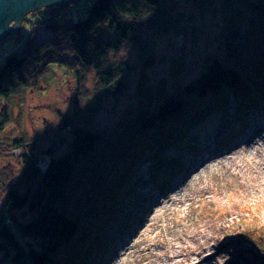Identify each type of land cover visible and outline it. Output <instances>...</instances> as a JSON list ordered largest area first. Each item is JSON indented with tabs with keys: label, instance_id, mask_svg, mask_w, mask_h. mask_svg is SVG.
Here are the masks:
<instances>
[{
	"label": "trees",
	"instance_id": "16d2710c",
	"mask_svg": "<svg viewBox=\"0 0 264 264\" xmlns=\"http://www.w3.org/2000/svg\"><path fill=\"white\" fill-rule=\"evenodd\" d=\"M179 1L93 0L77 18L54 7L43 21L53 33L44 48L27 39L0 62V132L10 122L7 100L15 85L26 81L25 72L44 67L64 51L73 55L77 66L92 69L107 94L124 91L121 66H105L108 53L138 45L143 49L140 57L152 60L157 34L175 29L183 18L194 24L192 15L170 13ZM223 1L234 9L222 41L218 39L217 55L205 56L203 72L182 84L174 75L178 71L171 70L175 77L169 87L161 83L143 90L136 85L135 99L114 127L91 131L73 126L69 148L49 157L43 169L38 161H25L18 182L10 184L7 171H0V187L7 188L0 210V264H88L105 248L117 222L118 203L148 185L145 162L148 174H153L160 163L167 165L168 154L190 149L184 144L192 133L213 119L231 117V123L246 126L245 110L250 115L264 100V0ZM215 5L209 0L208 9L214 12ZM144 24L152 30L149 35ZM230 96L236 101L233 107ZM27 144L22 135L7 138L0 143V155ZM44 153L51 152L47 148ZM248 238L254 247L249 249L252 263L264 264V239L260 234Z\"/></svg>",
	"mask_w": 264,
	"mask_h": 264
},
{
	"label": "rangeland",
	"instance_id": "374dc122",
	"mask_svg": "<svg viewBox=\"0 0 264 264\" xmlns=\"http://www.w3.org/2000/svg\"><path fill=\"white\" fill-rule=\"evenodd\" d=\"M92 1L72 0L59 6L43 1L26 7L20 28L0 37V62L6 54L21 49L27 39L43 47L53 35L43 21L54 7L64 8L77 18ZM212 2L216 4L214 12L208 9L209 0L177 2L170 13L192 15L194 24L183 18L175 29L172 26L157 34L153 63L140 57L143 49L138 45L122 46L117 53L110 51L105 66H121L118 76L121 74L126 85L115 95L107 94L96 82L94 71L77 66V60L67 51L44 67L38 65L25 72L26 81L15 85L7 100L10 122L0 132V143L22 135L29 144L13 149L10 155H0V171H7L10 184L21 179L25 161H38L43 169L49 157L65 152L73 140V126L91 131L114 127L135 99L136 85L143 90L155 89L161 83L169 87L174 75L183 84L203 72L205 56L217 55L218 39L222 41L226 19L234 9L230 10L223 0ZM170 13L160 14L167 18ZM145 26L144 32L149 35L152 30ZM171 70L178 72L173 75ZM229 99L230 107L236 105L233 96ZM262 115L264 119V112ZM259 120L251 113L242 128L231 123V117L213 119L206 128L192 133L184 144L190 149L168 154L167 165L160 163L153 174H148L149 163L145 162L142 169L148 185L132 189V196L118 203L114 216L117 222L105 248L88 264H169L168 254H179L176 260L183 258L180 254L185 253L190 236L198 232L200 238L203 231L209 235L208 256L212 258L207 264H253L249 249L254 247L248 237L260 234L264 239V122L261 120L263 124L254 132L249 131L251 124L259 125ZM47 148L51 153H44ZM239 170L243 173H237ZM6 190L0 187V210Z\"/></svg>",
	"mask_w": 264,
	"mask_h": 264
},
{
	"label": "bare ground",
	"instance_id": "6f19581e",
	"mask_svg": "<svg viewBox=\"0 0 264 264\" xmlns=\"http://www.w3.org/2000/svg\"><path fill=\"white\" fill-rule=\"evenodd\" d=\"M56 4H57V6L61 5V3H59V1L56 2ZM263 102H262V104H264ZM263 106L264 105H258L252 109L253 118L258 117V119H259V117H260V120L258 121L259 125H257L258 123L255 124V125H257V127H255L253 124H251L252 126L249 130L250 132H254L258 127L261 126V124H263V122H264V119L262 117L263 116L262 112H264ZM243 116H245L244 119L247 118V116L250 117L249 112L247 113V110H245ZM261 120L263 122H261ZM263 127H264V125H263ZM257 137L259 138V135H257ZM237 173L242 174L243 172L241 170H239V171H237ZM252 180L254 182H256V179H254L253 177H252ZM261 185L263 186V189H264V182H262ZM227 214H228V216H232L233 213L228 212ZM219 229L220 228L218 227V230ZM198 236H199L198 232H195L194 235L190 236L191 240L188 242L186 248H184L185 253L180 254V255H182L183 258L176 260L175 258H176V256H179V254L176 256H175L174 252L171 254H168L166 257L168 258V260L170 262L169 264H207L206 262L208 260L212 259V258H209V256H208L207 239L209 238V235L205 231H203L200 235L201 237L199 238ZM202 238H204L206 241H204V242L201 241ZM174 247L177 249H180V246L179 247L174 246ZM184 258H186V259L184 260ZM158 264H161V262H158Z\"/></svg>",
	"mask_w": 264,
	"mask_h": 264
},
{
	"label": "water",
	"instance_id": "95a60500",
	"mask_svg": "<svg viewBox=\"0 0 264 264\" xmlns=\"http://www.w3.org/2000/svg\"><path fill=\"white\" fill-rule=\"evenodd\" d=\"M49 2L48 6L59 1L61 5L72 0H0V37L10 34L11 29H19L24 19L25 8L40 2ZM44 2V3H45ZM14 23H9L10 21Z\"/></svg>",
	"mask_w": 264,
	"mask_h": 264
}]
</instances>
